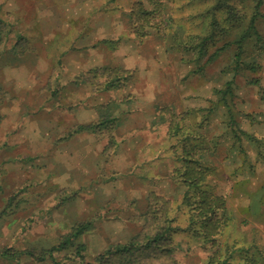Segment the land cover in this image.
Returning <instances> with one entry per match:
<instances>
[{
  "label": "rangeland",
  "instance_id": "1",
  "mask_svg": "<svg viewBox=\"0 0 264 264\" xmlns=\"http://www.w3.org/2000/svg\"><path fill=\"white\" fill-rule=\"evenodd\" d=\"M140 5L158 27L135 31ZM0 18V264H92L141 232L152 192L176 208L179 262L205 264L180 207L185 145L227 199L234 262L264 264V0H0ZM104 69L121 86L101 88Z\"/></svg>",
  "mask_w": 264,
  "mask_h": 264
},
{
  "label": "trees",
  "instance_id": "2",
  "mask_svg": "<svg viewBox=\"0 0 264 264\" xmlns=\"http://www.w3.org/2000/svg\"><path fill=\"white\" fill-rule=\"evenodd\" d=\"M156 5L158 13L161 5L160 3ZM260 5L259 2L258 6ZM136 10H141V26L135 29L137 33L142 32L146 26L158 27L157 23L153 22L152 15L145 12L142 5L138 6ZM135 14L134 16H137ZM256 20V17L251 19V25L246 34L253 31L258 38H261L255 26ZM6 33V24L0 18V43L4 41ZM243 41L244 39L238 42V63L241 61ZM93 73L96 78H106V85L100 86L103 89L121 86L126 78L124 73L109 69L96 70ZM114 123L115 120L106 119L98 125L80 126L76 132L88 131L102 135L107 132L110 133L114 128ZM110 139L113 140L112 136ZM111 147L113 146L111 145ZM197 156L196 148H191L190 145L183 147L180 155L182 165L177 169L176 174L188 190L184 196L183 204L180 206L181 211L187 209L186 214H188L190 223L188 229L197 233L200 231V235L210 245L211 252L205 264H237L234 262V258L241 249L236 245L223 244L220 240L231 221L230 217L227 216V199L208 188L207 182L212 171L209 167L204 166ZM175 211L176 208L171 199L152 192L148 197L147 211L144 215L137 217L139 220L145 221L141 232L128 243L114 246L101 253L92 264H181L176 257L177 245L173 234L184 229L177 224L178 218L173 216ZM91 224L92 222L76 225L72 233L65 237L53 251L63 250L66 246L70 247L73 242L88 231ZM79 247L81 251L86 249L85 244H81ZM15 254L20 256L25 255L26 252L8 253L7 255L15 256ZM248 260L250 261L251 257H246L247 262H249Z\"/></svg>",
  "mask_w": 264,
  "mask_h": 264
}]
</instances>
